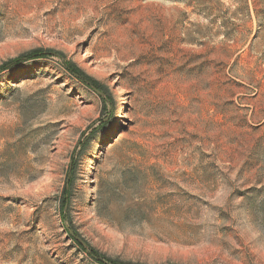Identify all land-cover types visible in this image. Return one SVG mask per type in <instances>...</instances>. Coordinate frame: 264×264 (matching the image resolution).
<instances>
[{"label": "rangeland", "instance_id": "rangeland-1", "mask_svg": "<svg viewBox=\"0 0 264 264\" xmlns=\"http://www.w3.org/2000/svg\"><path fill=\"white\" fill-rule=\"evenodd\" d=\"M34 51L0 72V264H100L70 233L264 264V0H0V66Z\"/></svg>", "mask_w": 264, "mask_h": 264}, {"label": "trees", "instance_id": "trees-1", "mask_svg": "<svg viewBox=\"0 0 264 264\" xmlns=\"http://www.w3.org/2000/svg\"><path fill=\"white\" fill-rule=\"evenodd\" d=\"M49 55V54H46ZM42 54L40 51H34L29 53L26 56H21L18 59L6 62L2 66H0V72L3 70H9L12 67L18 66L20 64H23L25 62H28L30 60H35L41 57ZM66 69L75 77L77 78L80 82H82L84 85L87 87L91 88L92 90L96 92H101L102 88L91 78L87 77L82 73L79 69L75 68L72 64L66 65ZM72 173V170H70V174ZM71 238L74 240V242L81 248V250L85 253H87L93 260L97 261L100 264H105V262L102 260L103 258L97 255L95 252L90 250L87 245L82 243L81 241H78L76 236L72 233H70Z\"/></svg>", "mask_w": 264, "mask_h": 264}]
</instances>
